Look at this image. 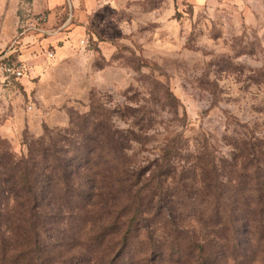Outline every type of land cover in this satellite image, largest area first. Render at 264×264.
<instances>
[{
    "label": "rangeland",
    "instance_id": "obj_1",
    "mask_svg": "<svg viewBox=\"0 0 264 264\" xmlns=\"http://www.w3.org/2000/svg\"><path fill=\"white\" fill-rule=\"evenodd\" d=\"M56 1L63 11L53 10L50 19L48 12L34 13L31 0H0V55L27 66L24 77L0 88V191L9 197L17 190L8 184L52 144L63 148L61 155L82 160L84 132L105 119L112 132L129 140L130 150L102 187L121 169L132 172L111 204L119 208L127 202L122 193L132 182L133 199L134 191L146 187L140 195L143 212L134 203L118 209L119 232L128 230L126 245L117 244L108 260L201 264L213 254L215 229L196 215L210 214L197 196L201 178L212 177L202 168L213 163L229 181L227 210L256 219L248 226L238 223L237 252L230 250L215 263L264 264V0ZM171 139H178L179 149L167 161L162 155ZM199 155L203 158L196 159ZM159 166L158 180L149 183ZM72 177L75 191H90L89 174ZM157 183L158 196L174 200V209L158 214L159 199L157 206L145 205L147 188ZM4 205L16 208L12 198ZM93 212L84 220L66 216L57 225L85 241L116 216ZM195 242L207 246L204 255L195 250L189 260L175 253ZM107 246L104 242L94 254L82 249L84 258L72 264H106L96 253L102 257ZM64 251L57 256L67 258Z\"/></svg>",
    "mask_w": 264,
    "mask_h": 264
},
{
    "label": "trees",
    "instance_id": "obj_2",
    "mask_svg": "<svg viewBox=\"0 0 264 264\" xmlns=\"http://www.w3.org/2000/svg\"><path fill=\"white\" fill-rule=\"evenodd\" d=\"M96 121L98 122L93 124L92 131L84 132L83 135L86 142L83 148L84 154H82L83 161L79 160L78 162L76 161L77 157L69 158L61 155L63 148L60 147L59 149L55 147V144H52L50 147L41 149L39 160L33 162L30 167L25 163L18 173V180L12 179L11 183L8 184L10 189L17 187V190L10 192L9 197H5L4 192L0 191V205L2 202L8 203L9 198H12L16 206L12 210L4 209L6 204L0 207V264H72L74 259H83L85 252L88 254L98 252L97 248L104 242L108 243L104 249V254L102 257L99 253L96 255L101 261L106 260V264H113V258L108 260L111 250L117 244H121L122 248L126 245L128 230L123 235L119 232L123 226L122 223L117 224L118 209L124 211L125 208L126 210L133 208L134 203L136 204V211L143 212L141 211L143 198L140 195L143 188L146 187L142 186L134 191L136 195L133 199L132 182L129 186H124L125 193H122L125 194L127 202L119 208L116 204H111V199L119 197L121 194L119 191L120 184L129 182L128 174L131 171L125 168L121 169L115 177L116 179L110 182L107 188H103L102 183H104V178H107L110 172L117 168L116 165L123 163L127 158L126 153L130 150L129 140L127 141V138L123 137L122 134L118 135L112 132L105 119ZM177 140L171 139L167 143L162 159L169 161L176 157L179 149ZM201 158L203 155H199L196 159ZM211 167L212 170L209 172ZM158 170L152 172V179L147 180L149 183L158 180L155 175L161 172L160 166ZM202 170L203 174L211 173L212 177L201 178V191L197 197L201 198V205L206 207L204 210H210V214L209 217L205 218L196 215L199 223L210 224V227L215 229L218 242L215 243L217 246L212 248L213 254L205 255L201 264H216L215 260L227 255L230 250L233 253L237 252L239 239L237 233L240 232L238 223L244 222L248 226L250 222L255 223L256 219L251 218L252 220H250L252 215H249V212L234 214V212L227 210V191L225 188L229 181L225 182L224 176H220L217 166L212 163L211 166L206 165ZM15 171V168L8 171L11 178ZM80 171L90 175L88 189L90 191L86 193L78 189L75 191L71 180L72 175L79 176ZM144 173L142 171L136 175L137 185ZM94 182H100L99 186H94ZM161 188V184L158 185V183L148 187L147 190L151 192L150 200H147L145 204L152 208L156 205L154 200L159 199L158 207L155 209L158 214L174 209L175 204L174 200L158 196L157 192L161 191ZM243 188V183L239 182V191L241 192ZM256 191L259 192V190ZM74 194H77L81 200L73 202ZM261 197L258 198L259 203ZM238 204L242 206L241 202ZM248 206L245 204L247 210ZM66 209L69 210L68 214L64 212ZM95 209L101 218L112 216L110 212L116 216L111 223L103 224L97 231L90 233L85 241L57 225L58 221L64 220L66 216L71 219L79 216L81 220H84L85 217L83 216L85 214L92 216ZM167 218L173 217L168 214ZM129 223L130 221L127 222V224ZM249 229L250 227H247L243 231L248 232ZM226 232L229 234L227 235ZM106 239L108 240L106 241ZM204 245L195 242L192 245L188 244L183 249L175 250V253H179L182 259L190 260L193 258L195 250L204 255L207 247ZM62 248L65 249L67 258L61 259L59 258L61 256H57L62 254V252L56 254ZM82 249L85 252H82Z\"/></svg>",
    "mask_w": 264,
    "mask_h": 264
},
{
    "label": "built area",
    "instance_id": "obj_3",
    "mask_svg": "<svg viewBox=\"0 0 264 264\" xmlns=\"http://www.w3.org/2000/svg\"><path fill=\"white\" fill-rule=\"evenodd\" d=\"M38 20L44 21V17ZM27 72V66L22 62L12 59L10 54L0 55V88L4 87L10 80H20Z\"/></svg>",
    "mask_w": 264,
    "mask_h": 264
},
{
    "label": "crops",
    "instance_id": "obj_4",
    "mask_svg": "<svg viewBox=\"0 0 264 264\" xmlns=\"http://www.w3.org/2000/svg\"><path fill=\"white\" fill-rule=\"evenodd\" d=\"M63 4L56 0H31L30 8L34 13L48 12V17L51 19L54 11H63L61 6ZM64 24V23H63Z\"/></svg>",
    "mask_w": 264,
    "mask_h": 264
}]
</instances>
